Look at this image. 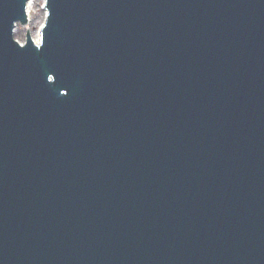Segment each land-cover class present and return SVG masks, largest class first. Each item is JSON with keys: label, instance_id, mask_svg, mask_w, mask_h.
Segmentation results:
<instances>
[{"label": "water", "instance_id": "95a60500", "mask_svg": "<svg viewBox=\"0 0 264 264\" xmlns=\"http://www.w3.org/2000/svg\"><path fill=\"white\" fill-rule=\"evenodd\" d=\"M0 0V264H264V0Z\"/></svg>", "mask_w": 264, "mask_h": 264}, {"label": "rangeland", "instance_id": "374dc122", "mask_svg": "<svg viewBox=\"0 0 264 264\" xmlns=\"http://www.w3.org/2000/svg\"><path fill=\"white\" fill-rule=\"evenodd\" d=\"M29 10V22L27 25H19L15 31V38L24 43L29 32L34 40H40L39 33L46 20L45 0H32ZM38 40V41H39Z\"/></svg>", "mask_w": 264, "mask_h": 264}, {"label": "bare ground", "instance_id": "6f19581e", "mask_svg": "<svg viewBox=\"0 0 264 264\" xmlns=\"http://www.w3.org/2000/svg\"><path fill=\"white\" fill-rule=\"evenodd\" d=\"M32 4V3H31ZM30 7V6H29ZM40 36H41V33H39V38H40ZM39 40V39H38ZM38 40L36 41L37 43H38Z\"/></svg>", "mask_w": 264, "mask_h": 264}]
</instances>
